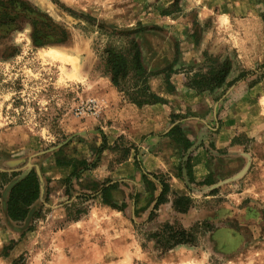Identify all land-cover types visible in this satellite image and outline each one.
<instances>
[{"label": "rangeland", "instance_id": "rangeland-1", "mask_svg": "<svg viewBox=\"0 0 264 264\" xmlns=\"http://www.w3.org/2000/svg\"><path fill=\"white\" fill-rule=\"evenodd\" d=\"M201 2L0 0V264L20 255L24 264H264V61L245 69L237 57L243 44L264 51L257 24L264 0H208L215 7L206 17ZM223 11L230 19L217 20ZM121 57L116 69L132 67L116 85L110 60ZM175 57L169 90L163 68ZM213 57L230 60L226 82L211 91L185 85L186 71ZM142 71L159 104L171 107L169 129L182 128L187 149L169 129L158 137L170 141L151 148L123 134L112 140L108 92L135 104L128 94L142 85L135 78ZM236 105L242 119L235 124L230 115L224 126ZM198 150L206 164L197 181ZM148 154L168 160V171L148 169ZM127 160L128 173L120 175ZM31 169L40 197L24 220L13 221L4 213L6 188ZM162 182L169 190L156 205ZM111 185L108 199L119 208L102 201L100 189ZM172 192L192 200L186 212L175 210ZM165 223L192 230V241L158 243L154 235Z\"/></svg>", "mask_w": 264, "mask_h": 264}, {"label": "trees", "instance_id": "trees-1", "mask_svg": "<svg viewBox=\"0 0 264 264\" xmlns=\"http://www.w3.org/2000/svg\"><path fill=\"white\" fill-rule=\"evenodd\" d=\"M260 16L264 22V12H262ZM135 55L136 54H134V56ZM118 60L119 58L110 60L112 62L111 70L113 71L112 80L116 85H118L120 74L123 73V71L124 72L126 70L128 71L132 67L131 63L130 64L126 63L123 69L121 68L116 69L119 66V64H124L125 58L121 57V61ZM132 60H134V63H136L135 61L136 58L133 59V56H132ZM176 60L177 58L175 57L171 63H169L165 68H163L166 73L165 74L166 83H167V88L169 90H171L172 87H171V82L168 80V76H170V74H172L173 72H176V70H174L173 68V64L176 62ZM204 65L199 70H196L193 73L189 72V70L186 71L185 75L187 78L185 81V85L193 89H196L198 91H202V90L211 91L214 88L219 87L226 82V79L231 70V62L229 59L220 60L219 58L213 57L211 59H208V61H206V67H204ZM245 73H246L245 71L241 72V74L237 78H240ZM135 78L140 80L142 82L141 83L142 85L140 87L135 88V92H131L128 94L129 99L133 103L141 106L144 104H154V103L164 102L163 98H161L156 93L152 92L149 86L147 85L146 82L148 78L147 73L142 71L140 74H138V76H135ZM230 83L228 82V84ZM167 135L169 136V138H172L173 141L178 143L184 150L191 145L190 141L185 137L182 128L177 124L171 126V128L167 132ZM57 164L60 165L63 163L57 162ZM75 171H76V166L73 167L72 173H74ZM4 175L5 173L0 172V199L2 198V191L4 188V184H3ZM112 188L114 187L111 185V186H103L100 189V193L102 194V201L112 206L113 208H117V207L119 208V206H116V204H114L111 201V199H108L109 191ZM168 190H169L168 185L162 182V191L157 197L156 205L165 200V194L167 193ZM172 193H173L172 205L175 208V210L179 212H186L191 206L192 200L185 195H180L176 192H172ZM39 197H40L39 176L35 169H31L24 177L18 180L11 187L10 191L8 192L7 199L5 201L4 213L9 219L13 221H22L28 216L31 207L33 206L34 203L38 201ZM37 213L38 212L36 211L34 213V216ZM154 237L156 238L158 243L171 247L174 245L191 242L194 235L192 230H188L183 227L182 228L175 227L173 225L165 223L163 224L159 233L155 234ZM14 244L15 241L11 240L9 244L4 245L1 252L2 256H7L9 252L13 249ZM10 264H24L23 256L20 255L17 258H14Z\"/></svg>", "mask_w": 264, "mask_h": 264}, {"label": "crops", "instance_id": "crops-1", "mask_svg": "<svg viewBox=\"0 0 264 264\" xmlns=\"http://www.w3.org/2000/svg\"><path fill=\"white\" fill-rule=\"evenodd\" d=\"M201 4V12H199V16L206 17L209 15L210 9L214 10L215 5H211L208 0H202ZM234 4H236L234 2ZM218 5H221L218 3ZM207 12H205V10ZM228 12H221L218 13L216 18L219 20L220 18L230 19V15ZM254 18V16H253ZM245 19V18H243ZM251 20V19H250ZM258 26L264 27V22L260 17V21L257 22ZM249 33L252 34V31L249 30ZM241 45V43H240ZM237 57L240 59L239 61L242 63L241 66L245 69L253 68L254 65L261 63L264 61V51L259 52L257 49H251L246 44L240 46L238 49ZM230 75V73H229ZM228 78V77H227ZM264 80V78H263ZM151 83H155L159 80H150ZM180 92H184L185 89H178ZM186 91L189 94H193L194 91L187 89ZM107 97L109 98V107L104 111V120L109 124V134L111 133L112 140L118 136L123 134L132 142L138 144L145 140V146H149L160 139L161 141H170L167 137H158V134L162 131H167L169 129V124L171 121L169 119L171 107L170 106H163L159 103L151 104V105H143L142 107H137L135 104L125 102L121 99V96L115 91H109ZM237 106V107H236ZM232 110H229V114L226 115V118L223 122V125L226 126L228 123H232L233 120L231 116L234 117L235 124L238 120L236 118H241L237 114L243 115L242 109L236 105ZM247 114V113H246ZM231 115V116H230ZM230 116V117H229ZM247 116V115H246ZM221 133H226V128L222 127L220 129ZM151 148V146H149ZM148 147V148H149ZM149 157L145 160V166L150 169L151 171H168V160H165L161 156H156L154 154H148ZM174 157H172V162L170 165L173 164L175 166ZM130 161H124L120 164L119 170L120 175H125L128 173ZM205 164H206V154L201 150L196 151L192 156V170H193V177L195 180H200L202 175H205ZM123 172V173H122ZM122 173V174H121ZM201 175V176H200ZM118 177L117 173L115 172L112 176ZM170 185L174 186L176 189H179V179L175 176L171 175L170 177ZM172 204V203H171Z\"/></svg>", "mask_w": 264, "mask_h": 264}, {"label": "water", "instance_id": "water-1", "mask_svg": "<svg viewBox=\"0 0 264 264\" xmlns=\"http://www.w3.org/2000/svg\"><path fill=\"white\" fill-rule=\"evenodd\" d=\"M16 183V181L12 182L7 188H6V192H9L11 187Z\"/></svg>", "mask_w": 264, "mask_h": 264}]
</instances>
